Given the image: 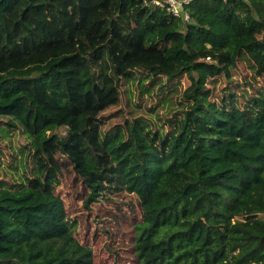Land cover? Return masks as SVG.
<instances>
[{
	"label": "trees",
	"instance_id": "obj_1",
	"mask_svg": "<svg viewBox=\"0 0 264 264\" xmlns=\"http://www.w3.org/2000/svg\"><path fill=\"white\" fill-rule=\"evenodd\" d=\"M186 9L189 19L150 0H0V119L17 128L22 106L20 117L43 119L26 147L68 155L91 189L88 206L105 190L137 195L138 264H264V89L240 104L230 88L216 100L208 86L230 78L243 56L264 76V0H193ZM77 57L91 83L76 84L67 107L62 66ZM136 70L186 76L182 115L167 132L131 118L104 132L101 121L110 165L80 168V140L67 143L78 132H59L56 113L78 125L85 112L106 111ZM76 226L53 189L0 185V264H97Z\"/></svg>",
	"mask_w": 264,
	"mask_h": 264
},
{
	"label": "rangeland",
	"instance_id": "obj_2",
	"mask_svg": "<svg viewBox=\"0 0 264 264\" xmlns=\"http://www.w3.org/2000/svg\"><path fill=\"white\" fill-rule=\"evenodd\" d=\"M103 52L100 50L99 54ZM62 67L68 76L64 83V103L67 107L75 106L73 92L77 89H73L74 86L78 84L79 89H85L91 83L89 63L77 57ZM254 76L249 60L241 57L231 68L230 78L221 74L215 86L209 83L212 98L220 100L227 97L229 91L223 90L227 87L235 91L240 104L244 103L243 95L249 98L257 88L264 89V76ZM248 81H254L256 85L253 87ZM188 83L186 76L169 81L165 77L155 78L147 71L136 70L129 79L122 80L117 93L113 91L112 105L106 111L99 114L85 112L80 115L78 125L66 121L65 115L57 111L56 114L65 122V127L59 132L66 134L67 129L77 131L76 135H68L67 143L71 148L70 144L80 140L79 150L73 148L81 160L80 168L101 171L110 165V161L98 140L100 122L103 121L104 132L123 125L127 118L140 119L154 130L167 132L182 115V93ZM31 92L38 96L37 90ZM22 109L27 108L22 106L16 112L17 128L0 119V185L17 189L38 184L42 188L53 189L63 197L68 215L77 221V238L93 248L97 264H138L135 224L143 216L140 199L134 193L105 190L98 201L88 206L86 202L91 189L86 179L75 171L68 155H63L59 148L46 155L41 152L33 155L26 147L30 135L44 120L35 121V114L29 120L22 118L19 116ZM49 112L54 114L52 110ZM28 114L24 112L26 118Z\"/></svg>",
	"mask_w": 264,
	"mask_h": 264
},
{
	"label": "built area",
	"instance_id": "obj_3",
	"mask_svg": "<svg viewBox=\"0 0 264 264\" xmlns=\"http://www.w3.org/2000/svg\"><path fill=\"white\" fill-rule=\"evenodd\" d=\"M151 3L166 7L169 12L174 16H184L185 19H189V11L186 9V5L191 4L193 0H150ZM207 59H210L208 56Z\"/></svg>",
	"mask_w": 264,
	"mask_h": 264
}]
</instances>
